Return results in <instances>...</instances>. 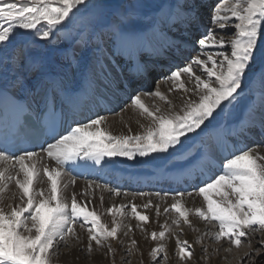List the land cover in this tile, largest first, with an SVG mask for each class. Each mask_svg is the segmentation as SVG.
I'll return each mask as SVG.
<instances>
[{"label":"snow or ice","instance_id":"6c2138e0","mask_svg":"<svg viewBox=\"0 0 264 264\" xmlns=\"http://www.w3.org/2000/svg\"><path fill=\"white\" fill-rule=\"evenodd\" d=\"M143 7L138 3L113 5L106 0H0V97L15 107L12 122L0 126V264H58L64 249L75 252L72 259L76 261L83 253L88 264H94L93 252H101L109 264H117L118 252L119 264H132L133 255L138 254L139 264H145L136 229L144 233V239L156 242L148 252L150 264H169L170 255L176 264H207L209 248L203 246L196 257L194 244L203 245L207 238L228 245L212 249L214 255L238 250L244 244L251 246L254 234H264V143H242L254 128L264 135V72L260 74V103L250 104L244 118L232 128L218 123L229 106L239 103L253 65L264 64V0H217L215 4L178 0L166 9L158 7L146 27L137 28L134 17ZM85 12L93 21L92 31L87 36L78 32L73 40L84 47L95 42L93 54L101 74L106 70V53L112 51L105 48L107 42L132 59L150 36L164 29L175 28L192 37L197 54L161 78L169 85V93H179V109L158 84L151 91L136 86L112 115L132 110L141 131L133 133L127 126V133L114 134L106 127L108 118L99 114L66 132L57 130V118L65 109L75 111L85 100L96 99L95 74L87 86L82 82L76 88L66 87L62 78L48 71L46 42L59 40L68 24ZM201 28L204 31L197 36ZM172 46L179 48L180 44L173 41ZM65 58H72L68 50ZM21 69L36 74L30 87L24 84ZM147 74L146 65L135 64L136 79ZM105 79L114 93L134 87L131 80ZM14 88L28 92L31 103L13 100L9 91ZM29 109L31 121H25ZM213 127L223 129L218 136L221 159L209 158L207 163L220 171L193 185L191 191L129 193L89 180L79 192H67L69 185L77 183L76 169L103 168L116 157L133 161L137 156L155 158L152 154L175 156L185 149L182 138L193 140L189 134L199 136ZM41 139L43 143L27 146ZM97 190L101 193L98 204L94 203ZM104 192L126 199L131 195L133 200L104 208ZM194 195L203 204L188 207L185 197ZM135 197L144 202L135 203ZM104 215L111 218L110 223L102 219ZM162 215L171 224L166 220L159 231L149 232L145 225L159 223ZM191 216L216 231L206 228L192 242L181 240L175 230L182 234L184 226L200 232ZM131 221H136L135 226ZM169 234L175 237L171 254L163 243ZM259 244L247 258L261 252L264 238Z\"/></svg>","mask_w":264,"mask_h":264},{"label":"bare ground","instance_id":"6f19581e","mask_svg":"<svg viewBox=\"0 0 264 264\" xmlns=\"http://www.w3.org/2000/svg\"><path fill=\"white\" fill-rule=\"evenodd\" d=\"M211 1V0H210ZM106 2L113 5H119L116 0H106ZM178 2L175 0L174 3ZM167 6L169 4H166ZM165 5V6H166ZM164 6V7H165ZM167 7H165L166 9ZM153 14V13H152ZM138 17V16H136ZM149 18L143 20L142 24L147 25ZM67 23V22H66ZM207 22L205 21V24ZM137 24V23H136ZM138 25V26H137ZM136 27L140 28V25L137 24ZM146 27V26H145ZM93 28V21L90 16H87L84 21L81 19H74L70 24H68V30L59 34L60 39H51L47 42L48 47L46 49V56L48 58V71L53 76H58L63 79V82L68 88H76L83 82L87 86V80L95 74V97L94 100H85L82 106L73 111L66 109L64 111L63 126L67 127V130L70 127H75L78 122L86 120L90 116H95L97 114L104 115L108 118V124L106 127L114 134L127 133L128 127L130 126L133 133L141 131L137 120L139 119L132 110H128L122 113L120 116L112 115V112H118L119 108L129 99V95L132 94L136 86L147 90V85L151 80L153 81L154 77L160 75L167 76L170 70L181 65L180 60L189 61L190 58L197 54V46L193 43L192 37L188 33H181L177 29L172 28L164 29L162 32H158L155 35L150 36V38L143 43L140 49L134 54L132 59H129L126 55L118 51L111 42L105 44L106 49H112L110 53H106L107 59L104 61L106 65V70L103 74L100 73L98 66L95 62V57L93 50L95 47V42L89 44L88 47H84L80 44H77L73 37L77 35L78 32H82L87 36L91 33ZM204 31V28L200 29V32L196 33L199 36ZM167 32H171L173 35L169 36ZM162 41H170L168 46H165ZM173 41L182 44V49H177L172 46ZM65 50H68L72 58L71 60L65 58ZM172 52L175 56V60L178 61V64L171 67L167 64V60L163 56H172ZM153 54L150 59L147 60L146 66L148 69V74L142 79H136L135 76L127 75V72L134 73V68L136 63L145 65V63L140 62V58L147 54ZM154 58V59H152ZM264 66L260 65L257 67V71L254 75L252 83H245V88L248 101L242 104L243 113L240 117V120L244 118L247 108L250 104L258 105L261 100V83H260V74L264 72ZM19 74L23 79V82L28 87L31 86V82L34 81L36 74L29 73L25 70H19ZM167 74V75H166ZM11 75V74H10ZM105 76L119 77L121 80H131L133 82V88H129L127 92L121 90L118 93H114L112 88L108 86V80L105 79ZM160 87L162 92H165L169 95L170 99L176 105L177 109L181 106V100L179 93H169V85L166 82H158L154 85V88ZM245 94V92H244ZM9 95L17 100H23L27 104L31 103V96L28 92L20 89L14 88L10 89ZM146 101L151 104L152 100L145 98ZM163 106V105H162ZM35 107V105H33ZM140 123L147 124V121L140 120ZM232 128V127H227ZM199 131V130H197ZM63 132H66L64 130ZM223 132V129H217L213 127L212 129L202 133L199 136L194 134L193 140L189 141V144H186L185 149L179 153H176L172 159L175 160L174 164H169L168 167H158V165H150V163H143V157L137 156L135 160L128 161L122 157L113 158L107 166L100 168L97 166L95 170L93 169H76L78 173V179L76 185H69L67 192L70 194L72 191L79 192L81 189L85 188L86 181L94 180L97 183L107 184L109 187L119 188L121 191H127L129 193L135 192H171L173 190H188L191 191L193 185H198L201 182L207 180L211 176L218 174L220 169L210 168L207 161L209 158L214 160H220V148L218 145V136ZM259 129L254 128L251 130V134L244 138L242 141L246 145H255L264 143V135L259 134ZM259 134V136H257ZM235 138L229 141V144L233 142ZM188 143V142H187ZM193 154L187 159L188 155ZM185 162H181L184 160ZM149 166H152L149 168ZM203 169V173L201 172ZM206 175H210L207 178ZM169 182L168 185L166 183ZM100 191L97 190L96 196L97 199L94 203L98 204V197ZM104 208L109 206L111 203H126L128 200H133V197L130 195L127 199L123 196L113 197L110 193L104 192ZM145 200L147 198H144ZM153 201H156V198H152ZM7 203V201H5ZM134 202L141 204L144 202L139 197L134 198ZM168 203H171L169 200ZM185 203L188 207H199L203 204L202 198L194 195L193 197H185ZM165 206L164 203H161V208ZM103 211V208L100 209ZM150 217L155 220L154 213L151 209L147 210ZM102 219L105 222H109L111 218L107 215H104ZM192 224L195 228L199 229L200 232H194L188 226L183 227L182 234L177 229L175 230L180 239H187L190 242L194 241L195 238L201 235L207 228L210 232H215L216 229L212 228L210 225H206L203 221L195 216L190 217ZM171 224V219L165 215L159 217V223H149L145 225L149 232L160 230V225L165 223ZM133 226H135L136 221H131ZM135 238L138 240L139 248L143 252V259L145 264H150L148 259V252L156 242H152L150 239H144V233L140 232L139 229L135 231ZM82 239L86 238L85 235L81 234ZM206 244L204 246L208 247L210 252V258L207 261V264H221L228 263L231 259V255L228 252L222 253L221 251L216 254H212V249L224 248L225 244H214L205 239ZM167 245L169 253L171 254L172 250L175 248V237L171 234L168 235L167 239L163 242ZM199 245V244H198ZM114 246H116L114 244ZM195 256H200V249L197 247V244H194ZM76 255L75 252L69 253L67 249H64L59 257L58 264H88V261L85 259L84 254L80 253V260L76 261L72 259ZM246 255L242 256L244 260ZM92 259L94 264H109L108 260L103 258L101 252H93ZM139 255L134 254L132 257V264H139ZM117 264L120 261V253H117L116 256ZM170 263H176L174 257L170 255ZM192 264V262H189ZM203 264V262H201Z\"/></svg>","mask_w":264,"mask_h":264},{"label":"rangeland","instance_id":"374dc122","mask_svg":"<svg viewBox=\"0 0 264 264\" xmlns=\"http://www.w3.org/2000/svg\"><path fill=\"white\" fill-rule=\"evenodd\" d=\"M116 1L119 3V5L124 6V7H127V5L130 3H138V4L144 5V7L139 10L138 17H134V20L136 21L137 24L140 25V28H145L146 25L142 24V22H143V20L146 19V17H147V19L151 18L152 16L156 15V11H157L158 7H160V6L164 7L166 4L174 3L175 0H116ZM210 2L215 4L217 2V0H211ZM165 7H167V5ZM207 15H208V13L206 11L205 16H207ZM87 16H89V15L87 14V12H85V13L80 14L77 17V19H81L82 21H84V19ZM148 22H149V20H148ZM167 34L169 36L173 35L171 32H167ZM42 43H45V42H42ZM162 43L165 46H168L170 44V41H162ZM179 44H180L179 48L182 49V44L181 43H179ZM179 48H177V49H179ZM170 54H172V56L174 55L172 52H170ZM146 56H148V55H146ZM142 59L144 60L145 58H142ZM170 59H172V58L170 57ZM170 59L169 60L166 59L167 60L166 63H169L171 61ZM180 61H181L180 66H183L185 63L188 62V61H185L184 59L180 60ZM260 65L264 66V64H261L260 62H257L256 64L253 65L251 72L248 74V77L245 80L246 84L252 83L254 75L257 71V67ZM160 72H162V71H160ZM160 72H159V76L154 77L153 81L151 80V82H149V85H147L148 91L153 90L154 85L156 83L163 82V80L161 78L165 77V76L160 75ZM245 90L246 89H244L245 94H244V92L242 93V95L239 99V103H237L235 105V107L229 106V110H227L225 114H222L218 118V123L223 124L226 127L227 126L233 127L240 121V117L243 113L242 104H244L248 101V98L247 99L245 98L247 96V93ZM194 134L195 133H191L189 135L193 136ZM259 134H261V133L259 132ZM259 134H257V136H259ZM182 139H185V146H186V144H189V141H191V140H187L186 138H182ZM177 148H179V145L177 146ZM169 151L171 152L172 150L170 149ZM192 154H193V152H191V154L187 156L186 161ZM152 156L155 158L143 157V159H142L143 163H145V164L150 163V165H154V166L158 165V167H161V166L162 167H168L169 164L171 165V164H174L173 162H175V160L172 159L173 156H168L167 154H152ZM181 162H185V159L181 160ZM150 167H152V166H149V168ZM260 238H264V234H262V233L254 234L251 237V246H249L248 244H244L238 250L236 248H233L231 252H228L231 255V259L229 260V262L228 263L227 262L221 263V264H241V259H242L243 255H246L247 253H249L254 248L261 247V245L259 244ZM205 244H206V241H204L203 245L197 244V247L200 249V255H201V249ZM225 247H228V245H226ZM221 252L224 253L223 251H221ZM257 261H259V264H264V248H262V250L259 254H254V258H251V259L245 258L243 260V264H257ZM169 264H171L170 263V257H169ZM173 264H176V263H173Z\"/></svg>","mask_w":264,"mask_h":264}]
</instances>
